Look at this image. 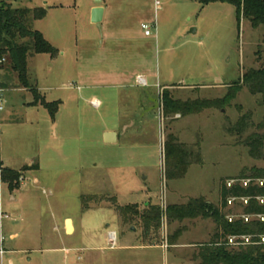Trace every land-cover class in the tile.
<instances>
[{
  "label": "rangeland",
  "instance_id": "rangeland-1",
  "mask_svg": "<svg viewBox=\"0 0 264 264\" xmlns=\"http://www.w3.org/2000/svg\"><path fill=\"white\" fill-rule=\"evenodd\" d=\"M106 1L111 24L100 29L91 20L93 0L12 1L14 8H50L32 28L42 27L59 52L29 54L28 77L48 101L61 103L52 117L10 67L0 73V167L39 164L24 169L19 189L0 179V264H198V245L217 227L211 218L164 216L159 233L146 236L141 223L122 224L113 199L164 210L194 197L219 205L223 178L228 186L246 185L242 175L264 169V146L253 157L245 142L264 135V95L240 84L245 72L264 67V25L243 19L239 27L236 8L224 2ZM142 23L151 25V36ZM165 90L183 101L235 95L197 113L165 116ZM108 131L119 139L106 142ZM170 132L203 160L179 179L165 176ZM89 194L105 199L84 211L82 196ZM246 203L229 201L228 216H243ZM178 229L184 231L172 245Z\"/></svg>",
  "mask_w": 264,
  "mask_h": 264
},
{
  "label": "trees",
  "instance_id": "trees-1",
  "mask_svg": "<svg viewBox=\"0 0 264 264\" xmlns=\"http://www.w3.org/2000/svg\"><path fill=\"white\" fill-rule=\"evenodd\" d=\"M12 1L0 0V73L10 67L16 74L21 86L29 89L35 98L34 104L41 103L51 116H55L59 109L60 100L50 102L44 97L37 85L29 81V54L46 53L52 56L59 51L44 36L43 32L32 28L35 19H42L46 14L44 7H16ZM202 5L224 2L236 8V20L247 19L254 27L264 25V0H200ZM4 58V60H2ZM2 60V61H1ZM2 75V74H1ZM3 84V83H2ZM0 84V88H2ZM241 86H246L253 93L264 95V67L252 68L243 74ZM163 111L165 116L170 113L181 112L183 115L203 111V108L216 107L227 99H232L235 93L218 100H192L175 99L170 91H163ZM264 99V98H263ZM247 115H243L237 122L238 128L245 126ZM264 130V121L260 123ZM236 131V130H234ZM239 131H237L238 133ZM250 155L255 157L264 146V135L254 134L246 140ZM165 176L167 179L183 178L192 163H203L200 151L190 144L180 141L179 137L170 132L164 141ZM38 169L39 164L24 167ZM23 170L18 171L8 166L0 167L1 181L6 182L11 190L21 187ZM249 179L246 185L242 182L227 185L223 178L220 184L219 205H215L204 197H194L187 203H173L162 209L160 205L140 204L119 205L115 197V209L122 218V224L132 225L139 222L145 229V235L159 233L163 217L169 222L190 218H211L216 227L215 232L207 242L198 245L195 260L198 264H264V169L255 168L249 175H242ZM244 199V215L240 218L228 216L226 208L232 199ZM104 196L89 194L82 196L83 210L91 208L90 201L104 200ZM184 229H178L171 236L170 244L174 245Z\"/></svg>",
  "mask_w": 264,
  "mask_h": 264
},
{
  "label": "water",
  "instance_id": "water-1",
  "mask_svg": "<svg viewBox=\"0 0 264 264\" xmlns=\"http://www.w3.org/2000/svg\"><path fill=\"white\" fill-rule=\"evenodd\" d=\"M94 2L96 4V6H94L91 10V12H92L91 20L100 29L101 28V22H102L103 16H104V7L102 5L103 0H94ZM192 31L194 32L195 29H193ZM105 141L106 142L116 141V133L115 132H106L105 133ZM65 228H66L68 233L73 232L72 220L70 218H68L66 220V227Z\"/></svg>",
  "mask_w": 264,
  "mask_h": 264
},
{
  "label": "crops",
  "instance_id": "crops-1",
  "mask_svg": "<svg viewBox=\"0 0 264 264\" xmlns=\"http://www.w3.org/2000/svg\"><path fill=\"white\" fill-rule=\"evenodd\" d=\"M94 1V0H93ZM95 3V2H94ZM102 5H103V7H104V16H103V20H102V22H101V25L102 26H105L106 28H108V26L111 24V19H112V14H113V12H112V9H113V7H112V2L111 1H109V2H107L106 0H103V2H102ZM53 6H57V5H53ZM94 6H96V4H93V5H91V9L94 7ZM37 7H41V6H37ZM29 8V7H28ZM34 8V7H33ZM33 8H30V9H33ZM45 8V7H44ZM46 9V16L44 17V18H42V19H35V21H40V22H42V21H44L46 18H48V16H49V9H47V8H45ZM38 30H41L42 32H43V34H44V36H45V38L49 41L50 39L47 37V34H46V31L45 30H43V28L42 27H38L37 28ZM51 41V40H50ZM49 41V42H50ZM50 43H52V42H50ZM53 44V43H52ZM140 77V76H139ZM138 77V78H139ZM144 78V77H143ZM146 79V78H145ZM139 81V80H138ZM148 82H147V80H146V82L144 83V84H147ZM42 94V93H41ZM45 97V96H44ZM100 102V101H99ZM100 105H101V102H100ZM99 105V106H100ZM98 106V107H99ZM55 126V125H54ZM108 132H114V131H108ZM106 133V132H105ZM116 133V132H115ZM119 139V134L118 133H116V141ZM115 142V141H114ZM3 164V163H2ZM1 164V165H2ZM3 166V165H2ZM4 167V166H3ZM9 167V166H8ZM0 179H1V173H0ZM22 186V185H21ZM72 225H73V221H72ZM73 228H74V225H73ZM17 236V234H12V237H16Z\"/></svg>",
  "mask_w": 264,
  "mask_h": 264
},
{
  "label": "built area",
  "instance_id": "built-area-1",
  "mask_svg": "<svg viewBox=\"0 0 264 264\" xmlns=\"http://www.w3.org/2000/svg\"><path fill=\"white\" fill-rule=\"evenodd\" d=\"M156 5H157L156 8H158L159 5H160V2L157 1V2H156ZM141 28L144 29V32H145V35H146V36H151V34H152V27H151L150 24H148V23H142V24H141ZM2 60H4V58H3ZM2 60H1V61H2ZM139 78H140V81H141L142 83H145V82H146V79H145V78H143V77H141V76H140ZM1 91H2V89L0 88V93H1ZM92 103H93V105L96 106V107H98V106L100 105L99 100H96V99L93 100ZM2 108H3V99L0 97V110H2ZM110 236H111L112 239H116V233H115L114 231H112V232L110 233Z\"/></svg>",
  "mask_w": 264,
  "mask_h": 264
}]
</instances>
